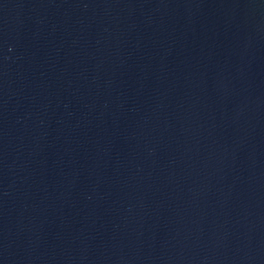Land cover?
Masks as SVG:
<instances>
[{
  "label": "water",
  "instance_id": "obj_1",
  "mask_svg": "<svg viewBox=\"0 0 264 264\" xmlns=\"http://www.w3.org/2000/svg\"><path fill=\"white\" fill-rule=\"evenodd\" d=\"M0 264H264V0H0Z\"/></svg>",
  "mask_w": 264,
  "mask_h": 264
}]
</instances>
